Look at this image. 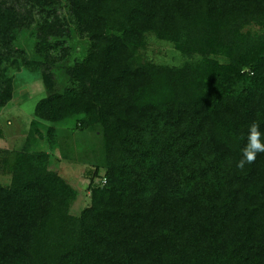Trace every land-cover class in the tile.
Instances as JSON below:
<instances>
[{
  "label": "trees",
  "instance_id": "trees-1",
  "mask_svg": "<svg viewBox=\"0 0 264 264\" xmlns=\"http://www.w3.org/2000/svg\"><path fill=\"white\" fill-rule=\"evenodd\" d=\"M23 1L0 0V108L6 62L40 69L45 96L25 147L0 151V264H264V153L237 167L264 131V0ZM148 33L183 62L141 61ZM72 34L86 54L55 64L50 38ZM77 114L101 129L105 182L73 215L77 191L30 143Z\"/></svg>",
  "mask_w": 264,
  "mask_h": 264
},
{
  "label": "rangeland",
  "instance_id": "rangeland-1",
  "mask_svg": "<svg viewBox=\"0 0 264 264\" xmlns=\"http://www.w3.org/2000/svg\"><path fill=\"white\" fill-rule=\"evenodd\" d=\"M13 2L16 8L23 10L24 1ZM66 3L62 2L57 8V15L64 18L70 24ZM38 19L37 15H34ZM21 37V36H20ZM19 40L22 43L24 38ZM62 46L60 42H62ZM18 42V41H16ZM53 47L49 53L55 60V64H63L72 57L81 59L87 52L88 43L85 35L72 34L71 37H62L55 45V39L50 38ZM31 44L25 42V46ZM24 46V47H25ZM67 47L69 55L62 57V48ZM76 46V48H75ZM28 49V48H27ZM26 49L25 57L32 58ZM141 61H150L155 64L177 66L185 59L172 43L160 40L153 33L147 34V43L139 51ZM6 76L10 77L13 84L12 99L0 108V151L20 150L25 147L30 121L33 118V110L36 102L45 96V87L41 77V71L32 66L22 64L4 63ZM58 80L63 78V73L52 69ZM60 82V81H59ZM82 114L72 118H66L54 123L44 122L47 126L55 128L54 137H49L43 132V137L30 143L31 149L44 150L50 154V168L55 170L72 188L77 191V197L70 206V213L78 215L80 211L90 204V186L95 182L104 184V168L100 164V152L102 150V132L99 125L81 127ZM3 154L1 153V156ZM97 168L96 175L94 170ZM11 175L0 165V183L9 184Z\"/></svg>",
  "mask_w": 264,
  "mask_h": 264
},
{
  "label": "clouds",
  "instance_id": "clouds-1",
  "mask_svg": "<svg viewBox=\"0 0 264 264\" xmlns=\"http://www.w3.org/2000/svg\"><path fill=\"white\" fill-rule=\"evenodd\" d=\"M246 140L242 157L237 164L240 169H243L246 164L253 163L258 153H264V131H261L259 123L254 121L249 125Z\"/></svg>",
  "mask_w": 264,
  "mask_h": 264
}]
</instances>
